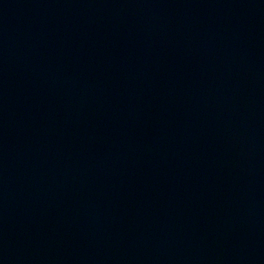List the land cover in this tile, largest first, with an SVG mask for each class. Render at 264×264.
<instances>
[{"label":"water","instance_id":"water-1","mask_svg":"<svg viewBox=\"0 0 264 264\" xmlns=\"http://www.w3.org/2000/svg\"><path fill=\"white\" fill-rule=\"evenodd\" d=\"M0 264H264V0H0Z\"/></svg>","mask_w":264,"mask_h":264}]
</instances>
